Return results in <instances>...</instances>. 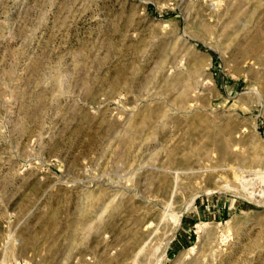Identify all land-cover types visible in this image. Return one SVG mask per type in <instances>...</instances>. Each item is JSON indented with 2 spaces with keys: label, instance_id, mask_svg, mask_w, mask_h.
<instances>
[{
  "label": "rangeland",
  "instance_id": "1",
  "mask_svg": "<svg viewBox=\"0 0 264 264\" xmlns=\"http://www.w3.org/2000/svg\"><path fill=\"white\" fill-rule=\"evenodd\" d=\"M0 264H264V0H0Z\"/></svg>",
  "mask_w": 264,
  "mask_h": 264
}]
</instances>
